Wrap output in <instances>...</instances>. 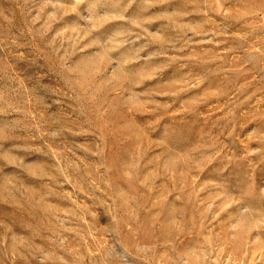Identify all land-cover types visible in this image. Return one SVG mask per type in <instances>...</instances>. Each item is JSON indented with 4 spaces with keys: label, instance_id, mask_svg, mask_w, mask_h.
<instances>
[{
    "label": "rangeland",
    "instance_id": "rangeland-1",
    "mask_svg": "<svg viewBox=\"0 0 264 264\" xmlns=\"http://www.w3.org/2000/svg\"><path fill=\"white\" fill-rule=\"evenodd\" d=\"M0 264H264V0H0Z\"/></svg>",
    "mask_w": 264,
    "mask_h": 264
}]
</instances>
